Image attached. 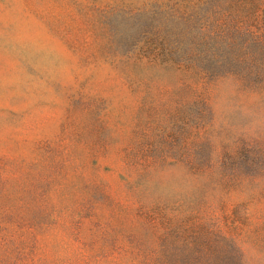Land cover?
Here are the masks:
<instances>
[{
    "label": "rangeland",
    "instance_id": "1",
    "mask_svg": "<svg viewBox=\"0 0 264 264\" xmlns=\"http://www.w3.org/2000/svg\"><path fill=\"white\" fill-rule=\"evenodd\" d=\"M241 256L264 264V0H0V264Z\"/></svg>",
    "mask_w": 264,
    "mask_h": 264
},
{
    "label": "trees",
    "instance_id": "2",
    "mask_svg": "<svg viewBox=\"0 0 264 264\" xmlns=\"http://www.w3.org/2000/svg\"><path fill=\"white\" fill-rule=\"evenodd\" d=\"M203 52H199L198 54H202ZM199 59H197V63L195 65V68L201 73V74H205L207 77L208 76H213L212 74H215L214 76H220L222 75L219 74L217 71H215L216 69L212 66H203L201 63H199ZM242 256L240 257V260H239V264H249L248 260L246 259L245 261H242Z\"/></svg>",
    "mask_w": 264,
    "mask_h": 264
}]
</instances>
